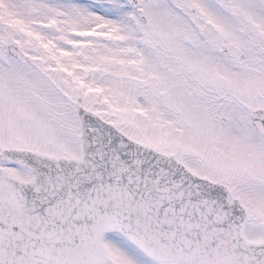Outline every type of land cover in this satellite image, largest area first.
<instances>
[{
  "label": "snow or ice",
  "instance_id": "obj_1",
  "mask_svg": "<svg viewBox=\"0 0 264 264\" xmlns=\"http://www.w3.org/2000/svg\"><path fill=\"white\" fill-rule=\"evenodd\" d=\"M0 264H264V0H0Z\"/></svg>",
  "mask_w": 264,
  "mask_h": 264
}]
</instances>
